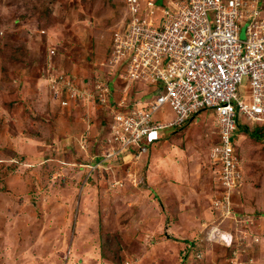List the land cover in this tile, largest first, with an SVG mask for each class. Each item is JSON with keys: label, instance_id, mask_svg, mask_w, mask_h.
I'll return each instance as SVG.
<instances>
[{"label": "rangeland", "instance_id": "1", "mask_svg": "<svg viewBox=\"0 0 264 264\" xmlns=\"http://www.w3.org/2000/svg\"><path fill=\"white\" fill-rule=\"evenodd\" d=\"M136 8L0 0V264H264V126L239 132L243 169L228 189L208 160L213 109L164 128L156 152L104 157L111 109L154 90L116 61ZM173 117L169 104L154 113Z\"/></svg>", "mask_w": 264, "mask_h": 264}, {"label": "built area", "instance_id": "2", "mask_svg": "<svg viewBox=\"0 0 264 264\" xmlns=\"http://www.w3.org/2000/svg\"><path fill=\"white\" fill-rule=\"evenodd\" d=\"M158 1L147 0L139 8L140 2L133 0V24L116 36L121 43L115 46H123L117 50L125 53L116 61L121 56L126 61L120 76L144 80L154 90L141 106L119 101L111 109L106 140L110 149L104 157H129L136 149L141 155L166 126L213 109L218 131L209 151L211 163L226 189L237 186L243 169L238 134L264 123L263 0H170L157 5ZM159 11L155 22L148 19ZM103 85L100 96L106 101L112 89ZM75 91H68L69 97ZM164 104L175 111L170 123L154 119ZM228 193L216 202L226 203L227 211Z\"/></svg>", "mask_w": 264, "mask_h": 264}, {"label": "crops", "instance_id": "3", "mask_svg": "<svg viewBox=\"0 0 264 264\" xmlns=\"http://www.w3.org/2000/svg\"><path fill=\"white\" fill-rule=\"evenodd\" d=\"M210 110H208V112H209ZM198 116H200V115H198ZM197 118V117H196ZM196 118L195 119H193V120H196ZM175 119V117H173L172 119H170V120H167V121H165L166 123H170L171 121H173ZM202 120V119H201ZM203 121V120H202ZM168 126H171V127H173L172 128V130L171 131H169V132H174V131H176L177 130V128H179V127H175V126H179L178 124H171V125H168ZM168 126H166V127H168ZM165 127V128H166ZM175 127V128H174ZM209 131V130H208ZM187 134H188V132H187V130H186V136H187ZM190 134V133H189ZM188 134V135H189ZM166 134H164V132L162 131L161 133H160V137H159V139L158 140H156L153 144H151L150 145V147L151 146H153V145H155V144H157L156 145V147H155V152L158 150V145H159V142H162L161 144H163V145H165V143L164 142H167V141H164V136H165ZM163 139V140H162ZM153 148V147H152ZM211 148V147H210ZM153 151V152H154ZM209 151H210V149H209ZM173 156H175V154H173ZM208 160L211 162V159H210V155H209V152H208ZM212 164V163H211ZM212 166H213V168H214V171H216V168H215V166L212 164ZM217 175V174H216Z\"/></svg>", "mask_w": 264, "mask_h": 264}, {"label": "trees", "instance_id": "4", "mask_svg": "<svg viewBox=\"0 0 264 264\" xmlns=\"http://www.w3.org/2000/svg\"><path fill=\"white\" fill-rule=\"evenodd\" d=\"M260 126V125H259ZM264 126V123L263 124H261V127H263ZM256 127V126H255ZM243 130H245V132L246 133H248L250 136H252V137H255V138H260L261 136H262V134H263V132L262 131H258L257 129H249V128H247V127H245ZM262 132V133H261Z\"/></svg>", "mask_w": 264, "mask_h": 264}, {"label": "clouds", "instance_id": "5", "mask_svg": "<svg viewBox=\"0 0 264 264\" xmlns=\"http://www.w3.org/2000/svg\"><path fill=\"white\" fill-rule=\"evenodd\" d=\"M146 98H147V97H146ZM190 120H191V119H190ZM187 121H189V120H187ZM187 121H186V122H187ZM184 123H185V122H184ZM159 137H160V136H159ZM158 139H159V138H158ZM158 139H157V140H158ZM224 231H225V230H224ZM225 232H226V231H225ZM226 234H227V232H226ZM226 234H225V235H226ZM225 243H227V241H226Z\"/></svg>", "mask_w": 264, "mask_h": 264}, {"label": "bare ground", "instance_id": "6", "mask_svg": "<svg viewBox=\"0 0 264 264\" xmlns=\"http://www.w3.org/2000/svg\"><path fill=\"white\" fill-rule=\"evenodd\" d=\"M264 205V204H263ZM185 218V217H184ZM206 218V217H205ZM228 219H229V217H228ZM234 220V219H233ZM230 222H232V221H230ZM234 222V221H233ZM229 224V223H228ZM230 226V225H229ZM235 227V226H234ZM238 230H239V228H238ZM210 245V244H209Z\"/></svg>", "mask_w": 264, "mask_h": 264}]
</instances>
